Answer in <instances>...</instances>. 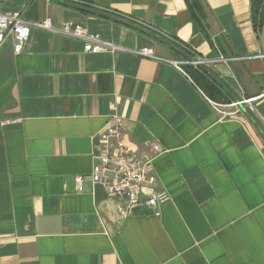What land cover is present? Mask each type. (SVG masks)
I'll return each mask as SVG.
<instances>
[{
    "label": "crops",
    "instance_id": "1",
    "mask_svg": "<svg viewBox=\"0 0 264 264\" xmlns=\"http://www.w3.org/2000/svg\"><path fill=\"white\" fill-rule=\"evenodd\" d=\"M197 4L205 32L185 0H0V13L79 23L103 42L150 48L164 60L84 53L80 41L36 29L20 54L8 39L0 46V122L14 121L0 126V264H264L258 17L252 0ZM193 59L209 62L227 103L252 101L220 120L200 87L167 62ZM110 104L130 150L161 149L153 169L169 200L159 217L128 210L91 183Z\"/></svg>",
    "mask_w": 264,
    "mask_h": 264
},
{
    "label": "built area",
    "instance_id": "2",
    "mask_svg": "<svg viewBox=\"0 0 264 264\" xmlns=\"http://www.w3.org/2000/svg\"><path fill=\"white\" fill-rule=\"evenodd\" d=\"M36 29L47 32L53 36L71 38L83 44L84 53H131L135 56L155 61H164L157 57L150 48H142L127 51L109 42H103L98 37L89 35L85 27L79 23L64 21L60 26H54L51 19L46 18L38 22L26 21L20 11L10 14L0 13V46L8 39L12 43V51L20 54L28 40L30 30ZM223 61V59H220ZM181 73L188 76L185 66L192 68L209 65L201 59H193L189 62L167 61ZM213 110L221 116L220 120L232 117L237 112H226V108H235L239 105H247L252 100H242L235 103H218L207 99ZM110 115L103 128L96 134L99 150L92 155V168L90 180L93 185H99L109 198L123 200L128 210L136 207H145L151 211L154 217L160 216L159 207L169 200L164 190L157 189V176L153 169V161L161 152L155 142L151 144V155H139L129 149L124 140V127L122 118L116 111L114 104H110ZM10 122H0L4 126ZM77 190H80L81 178L75 179Z\"/></svg>",
    "mask_w": 264,
    "mask_h": 264
},
{
    "label": "trees",
    "instance_id": "3",
    "mask_svg": "<svg viewBox=\"0 0 264 264\" xmlns=\"http://www.w3.org/2000/svg\"><path fill=\"white\" fill-rule=\"evenodd\" d=\"M187 7L190 12V16L192 20L198 22L201 27V30L205 32V27L202 23L204 20L203 14H200L198 10L197 0H185ZM253 3V10L254 16L257 19L260 10L261 12V22L264 20V0H252ZM195 6V8L193 6ZM117 23L124 24L128 27H131L143 34L148 35L149 37L161 41L162 38L159 34L151 29L143 28L139 24L135 23L130 19H115ZM186 74L200 87V89L209 97L211 100L218 102V103H225L227 104V98L223 96V93L220 89V83L215 79V76L204 67L192 68V67H184Z\"/></svg>",
    "mask_w": 264,
    "mask_h": 264
},
{
    "label": "water",
    "instance_id": "4",
    "mask_svg": "<svg viewBox=\"0 0 264 264\" xmlns=\"http://www.w3.org/2000/svg\"><path fill=\"white\" fill-rule=\"evenodd\" d=\"M261 12H262V9L260 10L259 16H258L257 36H258V39L261 45L262 59L264 62V20L261 22ZM240 101L241 99L237 100V102H240Z\"/></svg>",
    "mask_w": 264,
    "mask_h": 264
}]
</instances>
